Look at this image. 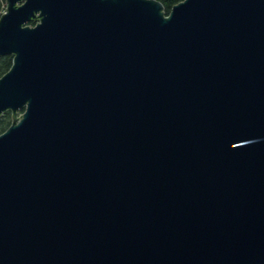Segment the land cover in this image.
Instances as JSON below:
<instances>
[{
  "label": "water",
  "instance_id": "obj_1",
  "mask_svg": "<svg viewBox=\"0 0 264 264\" xmlns=\"http://www.w3.org/2000/svg\"><path fill=\"white\" fill-rule=\"evenodd\" d=\"M5 3L0 264H264V0Z\"/></svg>",
  "mask_w": 264,
  "mask_h": 264
},
{
  "label": "trees",
  "instance_id": "obj_2",
  "mask_svg": "<svg viewBox=\"0 0 264 264\" xmlns=\"http://www.w3.org/2000/svg\"><path fill=\"white\" fill-rule=\"evenodd\" d=\"M163 3L165 11L169 13L172 7L183 1V0H159ZM5 0H0V16L4 10L3 5ZM13 63V55L0 56V78L8 72ZM12 123V114L11 112L5 113L2 118H0V134L3 133Z\"/></svg>",
  "mask_w": 264,
  "mask_h": 264
},
{
  "label": "rangeland",
  "instance_id": "obj_3",
  "mask_svg": "<svg viewBox=\"0 0 264 264\" xmlns=\"http://www.w3.org/2000/svg\"><path fill=\"white\" fill-rule=\"evenodd\" d=\"M6 7V6H5ZM4 10H5V8H4ZM21 114H22V112H19V114H18V117H20L21 116ZM2 118V117H1Z\"/></svg>",
  "mask_w": 264,
  "mask_h": 264
},
{
  "label": "built area",
  "instance_id": "obj_4",
  "mask_svg": "<svg viewBox=\"0 0 264 264\" xmlns=\"http://www.w3.org/2000/svg\"><path fill=\"white\" fill-rule=\"evenodd\" d=\"M5 6H6V3H4L3 8H4ZM3 12H4V10H3ZM3 12H2V13H3Z\"/></svg>",
  "mask_w": 264,
  "mask_h": 264
}]
</instances>
